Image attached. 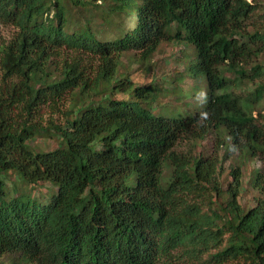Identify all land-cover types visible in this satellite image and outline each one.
Returning <instances> with one entry per match:
<instances>
[{"label": "trees", "instance_id": "16d2710c", "mask_svg": "<svg viewBox=\"0 0 264 264\" xmlns=\"http://www.w3.org/2000/svg\"><path fill=\"white\" fill-rule=\"evenodd\" d=\"M263 14L250 0H0L16 28L0 48L8 104L70 94L58 123L0 110V264H264ZM164 41L181 70L136 83L117 68ZM62 46L101 72L57 66ZM184 136L210 146L175 151Z\"/></svg>", "mask_w": 264, "mask_h": 264}, {"label": "rangeland", "instance_id": "374dc122", "mask_svg": "<svg viewBox=\"0 0 264 264\" xmlns=\"http://www.w3.org/2000/svg\"><path fill=\"white\" fill-rule=\"evenodd\" d=\"M255 3L261 11L264 12V0H250ZM264 18V14L261 16ZM259 24H261L259 22ZM16 32V28L11 23H4L0 21V48L6 43ZM180 45L172 42H161L155 51L145 59L143 57V51L129 50L117 58V68L120 71H127V75L136 83L149 82L156 75L162 73L164 70H171L173 72L179 71L182 68L181 61L178 59ZM1 55V54H0ZM53 61L57 66L62 63H73L76 64V70L81 74H84L88 78H93L101 72L103 68L102 60L91 54L90 52L74 49L66 46H62L54 51ZM10 79V80H9ZM6 78L1 69L0 64V110H3L7 105V109L10 110L9 118L10 124L18 127V123L24 122L25 124H33L44 126L51 122L58 123L63 119V112L67 108L70 100V94L67 93L63 100L58 104H51L46 102L39 106H36L29 113L20 112V110H14L13 106L8 103L9 99H12L7 94V88L11 86L13 80ZM190 80H186L185 85H189ZM3 97V99H2ZM30 144L41 149L51 148L54 143L51 142L47 137L35 135L31 140ZM210 146V139L194 140L191 136H184L177 141L174 149L175 151L182 152L184 154L197 153L200 150H205L206 147ZM261 165V162H257ZM225 165V163H224ZM13 176H10L12 179ZM46 183H41L36 186L37 192H45ZM247 197V196H246ZM245 197V199H246ZM174 264H214L202 260L190 261V262H177ZM225 264V263H224ZM227 264V263H226Z\"/></svg>", "mask_w": 264, "mask_h": 264}, {"label": "clouds", "instance_id": "9594fccd", "mask_svg": "<svg viewBox=\"0 0 264 264\" xmlns=\"http://www.w3.org/2000/svg\"><path fill=\"white\" fill-rule=\"evenodd\" d=\"M200 95H203V93L201 92Z\"/></svg>", "mask_w": 264, "mask_h": 264}]
</instances>
